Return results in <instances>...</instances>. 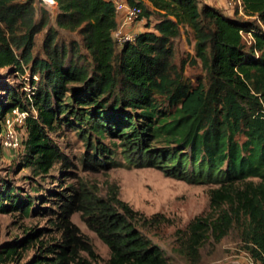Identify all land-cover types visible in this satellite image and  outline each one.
I'll use <instances>...</instances> for the list:
<instances>
[{
  "label": "trees",
  "instance_id": "1",
  "mask_svg": "<svg viewBox=\"0 0 264 264\" xmlns=\"http://www.w3.org/2000/svg\"><path fill=\"white\" fill-rule=\"evenodd\" d=\"M56 1L51 11L40 0H0V70L9 74L0 77V135L14 109L28 112L22 165L41 177L58 164L69 167L51 137L66 125L99 166H115L109 155L121 148L134 166L213 184L217 214L189 224L181 252L198 264L207 241L220 243L236 230L242 250L264 264V0H230L247 18L200 0H129L142 8L143 20L156 21L123 45L114 37L120 17L111 0ZM184 27L195 53L177 64ZM198 65L204 75L193 83L185 68ZM72 192L57 194L62 241L40 242L28 264H99L90 241L71 225L77 211L108 247L105 264H168L165 250L143 231L157 216L147 219L116 197ZM32 205L2 183L0 212L29 216ZM38 234L6 243L0 263L20 260Z\"/></svg>",
  "mask_w": 264,
  "mask_h": 264
},
{
  "label": "rangeland",
  "instance_id": "2",
  "mask_svg": "<svg viewBox=\"0 0 264 264\" xmlns=\"http://www.w3.org/2000/svg\"><path fill=\"white\" fill-rule=\"evenodd\" d=\"M201 5H209L221 10L228 16L236 15L238 3L230 0H200ZM149 6H151L149 4ZM155 17H144L135 30L146 29L148 24H155ZM138 28V29H136ZM67 37V36H66ZM194 36L190 28L184 27L181 36L175 42L176 63L194 56ZM9 75L7 70H0V77ZM185 75L194 83L204 72L198 65L186 66ZM10 80L17 81L13 76ZM4 132V129H3ZM21 140L26 137L25 128L19 129ZM55 143L65 154L69 167L58 164L50 176L33 175L29 167L22 165V151L4 145L3 134L0 135V187L8 183L23 201H32L29 216L13 212H0V249L6 243L24 240L31 233H39L38 239L23 250L20 260L8 264H28L38 253L39 243L49 245L61 242L64 231L60 228V206L62 198L77 191L93 199L112 202L116 197L127 203L143 217L151 219L157 216L155 225L143 227V231L161 246L167 253L168 264H194L181 252V240L187 233L189 224L197 217L215 216L210 207L213 184L190 183L186 180L166 176L155 168L139 167L130 164L121 153V148L109 155L116 161L111 167L97 165L92 159L93 150H89L85 140L81 139L75 128L63 125L61 130L51 134ZM113 141L105 140L108 146ZM107 161V160H105ZM75 233L90 241L97 255L99 264H105L110 257L108 247L92 231L80 211L70 217ZM87 256V254H84ZM251 257L242 250L239 234L233 230L220 243L212 239L201 248L198 264H246ZM3 264V263H0ZM249 264V263H248Z\"/></svg>",
  "mask_w": 264,
  "mask_h": 264
},
{
  "label": "built area",
  "instance_id": "3",
  "mask_svg": "<svg viewBox=\"0 0 264 264\" xmlns=\"http://www.w3.org/2000/svg\"><path fill=\"white\" fill-rule=\"evenodd\" d=\"M49 10L55 11L58 7L56 0H40ZM118 16L120 17L119 27L114 33L115 40L119 45L128 42H135L138 32L136 25L143 21V10L138 4H131L129 0H111ZM28 112L19 108L14 109L5 120V131L3 133L4 145L16 150L22 149V140L19 136V129L25 128ZM213 264H223L216 262Z\"/></svg>",
  "mask_w": 264,
  "mask_h": 264
},
{
  "label": "crops",
  "instance_id": "4",
  "mask_svg": "<svg viewBox=\"0 0 264 264\" xmlns=\"http://www.w3.org/2000/svg\"><path fill=\"white\" fill-rule=\"evenodd\" d=\"M137 29V28H136ZM142 30V29H141ZM255 264L254 262H253V260L250 258V259H248V262H246V264Z\"/></svg>",
  "mask_w": 264,
  "mask_h": 264
}]
</instances>
